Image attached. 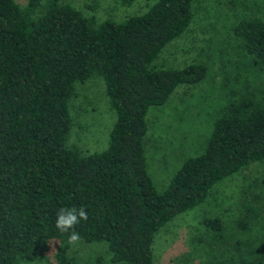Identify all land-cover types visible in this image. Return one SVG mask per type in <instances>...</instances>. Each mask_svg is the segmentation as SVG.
Returning a JSON list of instances; mask_svg holds the SVG:
<instances>
[{
    "label": "trees",
    "instance_id": "1",
    "mask_svg": "<svg viewBox=\"0 0 264 264\" xmlns=\"http://www.w3.org/2000/svg\"><path fill=\"white\" fill-rule=\"evenodd\" d=\"M93 19L59 0H0V264L31 261L51 239L56 264H78L70 233L55 227L61 206L88 212L76 226L79 243H105L113 263L152 264V238L162 225L201 203L220 179L264 159V104L242 95L214 118L201 152L184 157L157 191L144 154L146 113L178 85L206 75L200 62L180 68L153 63L187 29L191 0H153L143 13L119 22L94 25ZM231 34L264 66V16L240 18ZM95 76L102 78L115 119L106 148L81 154L64 141L85 111L72 105L76 84ZM202 224L207 244L224 242L218 217Z\"/></svg>",
    "mask_w": 264,
    "mask_h": 264
},
{
    "label": "rangeland",
    "instance_id": "2",
    "mask_svg": "<svg viewBox=\"0 0 264 264\" xmlns=\"http://www.w3.org/2000/svg\"><path fill=\"white\" fill-rule=\"evenodd\" d=\"M23 5L25 0H17ZM43 1V0H41ZM69 3L93 23L111 19L122 21L143 13L153 0H59ZM263 17L264 0H191V21L187 29L159 52L157 67L180 68L200 62L206 68L198 83L178 85L167 101L146 113L148 129L144 136L147 173L155 189L162 190L178 168L181 159L200 152L206 143L212 121L224 106L242 95L264 104V66L253 62L238 46L231 27L243 17ZM72 105H80L65 145L75 144L81 154L106 148L114 111L100 76L76 84ZM264 159L248 161L237 172L217 181L204 200L162 225L152 238V264H243L264 260ZM258 207V212L242 210L241 203ZM205 217H218L225 240L207 244ZM239 221H244L240 226ZM56 239L31 261L21 264H56ZM70 254L78 264H124L111 262L107 245L71 244Z\"/></svg>",
    "mask_w": 264,
    "mask_h": 264
},
{
    "label": "clouds",
    "instance_id": "3",
    "mask_svg": "<svg viewBox=\"0 0 264 264\" xmlns=\"http://www.w3.org/2000/svg\"><path fill=\"white\" fill-rule=\"evenodd\" d=\"M88 219V212L83 207L61 206L56 211L55 227L62 233H70L69 244H76L80 240V235L76 231V226L81 220Z\"/></svg>",
    "mask_w": 264,
    "mask_h": 264
},
{
    "label": "crops",
    "instance_id": "4",
    "mask_svg": "<svg viewBox=\"0 0 264 264\" xmlns=\"http://www.w3.org/2000/svg\"><path fill=\"white\" fill-rule=\"evenodd\" d=\"M165 103V102H164ZM201 152V151H200ZM197 153H199V152H197ZM197 153H195V154H197ZM194 155V154H193ZM190 156V155H189ZM183 159V158H182ZM182 159H181V161H182ZM181 164V162L179 163V165ZM179 165H178V167H179ZM170 179V178H169ZM168 179V180H169ZM162 188H164V187H162ZM163 190V189H162ZM158 191H161V190H158Z\"/></svg>",
    "mask_w": 264,
    "mask_h": 264
}]
</instances>
